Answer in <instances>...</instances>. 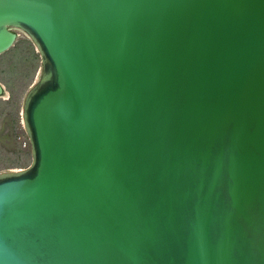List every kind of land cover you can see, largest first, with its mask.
<instances>
[{
    "label": "water",
    "instance_id": "obj_1",
    "mask_svg": "<svg viewBox=\"0 0 264 264\" xmlns=\"http://www.w3.org/2000/svg\"><path fill=\"white\" fill-rule=\"evenodd\" d=\"M18 30L0 264H264V0H0Z\"/></svg>",
    "mask_w": 264,
    "mask_h": 264
},
{
    "label": "rangeland",
    "instance_id": "obj_2",
    "mask_svg": "<svg viewBox=\"0 0 264 264\" xmlns=\"http://www.w3.org/2000/svg\"><path fill=\"white\" fill-rule=\"evenodd\" d=\"M38 62V53L22 30L0 52V81L6 90L0 95V169L22 166L30 158L19 110L22 94L37 74Z\"/></svg>",
    "mask_w": 264,
    "mask_h": 264
},
{
    "label": "trees",
    "instance_id": "obj_3",
    "mask_svg": "<svg viewBox=\"0 0 264 264\" xmlns=\"http://www.w3.org/2000/svg\"><path fill=\"white\" fill-rule=\"evenodd\" d=\"M33 53H34V54H36V52H35V51H34ZM38 64H39V62H38Z\"/></svg>",
    "mask_w": 264,
    "mask_h": 264
}]
</instances>
